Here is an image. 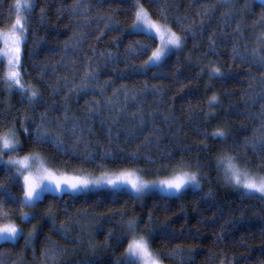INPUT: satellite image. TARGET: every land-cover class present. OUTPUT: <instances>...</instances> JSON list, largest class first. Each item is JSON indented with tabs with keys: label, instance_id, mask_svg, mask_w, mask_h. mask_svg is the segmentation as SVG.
<instances>
[{
	"label": "trees",
	"instance_id": "obj_1",
	"mask_svg": "<svg viewBox=\"0 0 264 264\" xmlns=\"http://www.w3.org/2000/svg\"><path fill=\"white\" fill-rule=\"evenodd\" d=\"M76 2L35 0L21 75L25 89H36L38 96L30 100L0 82V130L15 125L23 148L18 155L39 154L52 168L139 170L153 180L183 163L185 170L199 169L201 190L141 199L109 190L48 193L36 207L23 209L35 217L31 223L22 220L18 206L7 204L4 222L18 225L23 236L0 245V264H119L129 219L161 237L153 244L156 251L181 253L164 264H264V198L225 184L215 167L220 150L235 149L254 168L264 159V66L256 62L264 54V4L142 0L150 15L160 19L162 11L185 37L180 52L145 70L151 52L136 58L127 49L139 41L154 50L158 40L132 33L135 0H80L84 6L72 12ZM13 3L0 0V28ZM234 46L246 62L233 59ZM213 67L220 75L211 74ZM4 71L0 67V77ZM213 95L218 103L209 107ZM45 114L46 127L63 136L66 151L33 144L23 132L22 125L33 131ZM217 129L227 131L225 142L212 138ZM0 185L23 199L3 173ZM50 249H60L55 260L43 259Z\"/></svg>",
	"mask_w": 264,
	"mask_h": 264
},
{
	"label": "snow or ice",
	"instance_id": "obj_2",
	"mask_svg": "<svg viewBox=\"0 0 264 264\" xmlns=\"http://www.w3.org/2000/svg\"><path fill=\"white\" fill-rule=\"evenodd\" d=\"M226 7H234L229 0H224ZM264 3V0H261ZM122 3H129V0H122ZM84 5L77 0L72 5L71 11L76 12ZM35 0H14L9 8L8 23L0 28V67L4 66L6 61V70L0 77V82L10 92L20 90L29 96L30 100H34L38 96L36 89H25L22 83V50L27 43L28 20L35 10ZM130 8L134 14V23L131 26L133 34H143L148 39L159 38L160 46L152 49V45L142 44L137 41L134 45H129L127 52L136 57L141 58L147 56L149 51L151 55L142 65L145 70L152 67H158L162 62L172 54L174 50L183 47L185 37L178 35L169 26L167 16L161 11L160 19L154 18L144 7L142 0H135L134 4H130ZM41 9V13H43ZM111 23V21H110ZM68 43L67 41L65 42ZM239 56L235 46L233 47V59ZM241 62H246V56H239ZM257 63L264 66V54H261ZM211 74L220 75V69L213 67ZM94 78V77H93ZM209 107H213L218 103V98L213 95L209 100ZM264 115V109H262ZM50 122L47 114L41 116V123L30 131L27 126L22 125L23 132L27 134L29 140L36 145H51L57 152L62 150L64 140L62 135H56L46 127ZM57 131L60 126L57 124ZM227 131L217 129L212 133V138L225 142L227 139ZM207 139V135H205ZM248 146V141H245ZM255 147V144L252 145ZM261 147L264 148V138L261 140ZM23 151L20 145L19 132L15 125L4 130H0V173L6 177L9 183L16 185L23 192V199H16L11 191L4 185H0V245L15 244L18 239L23 236L22 230L14 223H5L9 218V209L7 204L18 206L21 210V218L23 221L31 223L35 217L24 212V208H34L40 203L48 193H71L80 194L82 192L91 191L98 188H110L113 192H128L134 195L136 199H141L142 195L148 191H158L162 195L168 197H179L183 193L200 189V172L185 170L187 165L181 163L177 168L173 169L171 174H165L164 179L146 181L139 174V170L123 169L117 174L108 175L107 173L100 178H93L84 175H68L65 172L52 170L47 166L44 159L38 154L29 153L22 157L18 154ZM108 155L107 153L105 154ZM7 156L8 159L3 158ZM136 154H133L135 160ZM215 167L218 174H222L225 184L230 185L238 190H243L245 195L253 196L259 194L260 198H264V159L261 160L258 167L254 168L251 162L242 157L240 153L232 150H220L215 160ZM146 175V173H145ZM151 217H149V220ZM141 221L138 219H129L124 229L125 239L121 243V247L126 244L123 254V260L119 264H162L163 259H171L181 253L177 251L169 253H161L153 248V244L158 237L152 234L147 226L143 231L139 229ZM66 232L67 229L58 230ZM36 228L33 227L29 239L35 236ZM163 239H173L174 237L164 235ZM29 241H26L28 243ZM49 242L51 240L49 238ZM60 249H50L43 253V259L55 260L56 253Z\"/></svg>",
	"mask_w": 264,
	"mask_h": 264
},
{
	"label": "rangeland",
	"instance_id": "obj_3",
	"mask_svg": "<svg viewBox=\"0 0 264 264\" xmlns=\"http://www.w3.org/2000/svg\"><path fill=\"white\" fill-rule=\"evenodd\" d=\"M255 1L258 2V3H262L261 0H255ZM263 4H264V3H263ZM156 39L158 40V46H160V40H159V38H156ZM182 49H183V47L180 48V49L174 50V51L172 52V54H173V53H178V52H180ZM4 66H5V70H6V61H5V63H4ZM38 155H39V154H38ZM40 156H41V155H40ZM21 157H22V156H21ZM41 158L45 160L47 166H49L52 170H54V171H58V172H65V173H67L68 175H84V176H91V177H93V178H100V177L104 176L105 173H107L108 175H113V174H117V173L119 172V171H112V172L107 171V172H102V173H91V172H88V171H81V170H79V171H66V170H60V169L52 168V167L48 164L46 158H44L43 156H41ZM3 159H4V160H7L8 157L5 156ZM139 174H140V173H139ZM141 176H142V175H141ZM142 178H143L144 180L150 182V181H153V180L164 179L165 177H159V178H156V179H153V180H147V179H145L143 176H142ZM201 186H202V180L200 179V187H201ZM99 190H109V191H112L110 188H98V189H93V190H91V191L82 192V193H80V194L89 193V192H93V191H99ZM242 191H243V190H242ZM66 193H68V192H66ZM155 193H159V194H161V193L158 192V191H148V192H145L142 196L150 195V194H155ZM50 194H52V193H50ZM69 194H71V193H69ZM56 195H61V194H60V193H56ZM256 195H259V194L257 193ZM28 214L30 215L29 212H28ZM17 227H19V226L17 225ZM162 264H164V263L162 262Z\"/></svg>",
	"mask_w": 264,
	"mask_h": 264
}]
</instances>
